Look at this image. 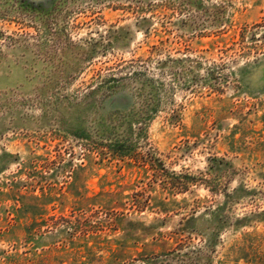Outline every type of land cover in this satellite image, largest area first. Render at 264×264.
Returning a JSON list of instances; mask_svg holds the SVG:
<instances>
[{
  "label": "rangeland",
  "instance_id": "obj_1",
  "mask_svg": "<svg viewBox=\"0 0 264 264\" xmlns=\"http://www.w3.org/2000/svg\"><path fill=\"white\" fill-rule=\"evenodd\" d=\"M0 264H264V0H0Z\"/></svg>",
  "mask_w": 264,
  "mask_h": 264
}]
</instances>
